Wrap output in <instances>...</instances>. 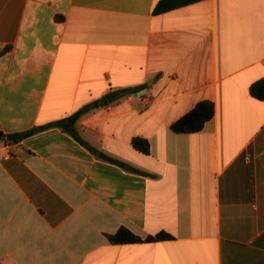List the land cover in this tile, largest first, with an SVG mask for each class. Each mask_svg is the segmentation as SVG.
<instances>
[{
    "label": "crops",
    "instance_id": "obj_1",
    "mask_svg": "<svg viewBox=\"0 0 264 264\" xmlns=\"http://www.w3.org/2000/svg\"><path fill=\"white\" fill-rule=\"evenodd\" d=\"M162 1L0 0L2 134L115 95L0 141V264H264V0Z\"/></svg>",
    "mask_w": 264,
    "mask_h": 264
},
{
    "label": "trees",
    "instance_id": "obj_2",
    "mask_svg": "<svg viewBox=\"0 0 264 264\" xmlns=\"http://www.w3.org/2000/svg\"><path fill=\"white\" fill-rule=\"evenodd\" d=\"M174 3H170V2ZM180 1V0H179ZM178 0H163L160 2L155 10L154 13H160L167 11L169 9L175 8L178 6V3H184V0H181L179 2ZM186 2V0H185ZM125 93H132L133 90H126ZM250 95L260 101H264V79H261L255 83H253L249 88ZM107 100L105 98H102L99 101L93 102L92 104L82 108L72 116L65 118L63 120H60L58 122H55L53 124H49L46 126H42L39 128H34L25 132L16 133V134H8L4 135L0 132V141H3L5 143H18L21 140L32 136L36 133H39L41 131L47 130L49 128H59L66 133L73 136L78 142L85 145L82 139L77 135L74 125L78 121V119L86 112L95 109L101 105H106ZM214 115V108L213 104L209 101H201L195 105V107L190 110L188 113L183 115L181 118H179L177 121H175L171 125V130L175 133H182V134H190V133H196L202 130L205 123L210 121ZM132 147L143 153V154H149V143L147 140L135 137L131 141ZM110 242L113 244H123V243H140L143 242L141 238L131 233L126 228H120L114 235H111L108 237ZM170 236L167 234H158L155 237H148L145 239V241H154V240H166L169 239Z\"/></svg>",
    "mask_w": 264,
    "mask_h": 264
},
{
    "label": "water",
    "instance_id": "obj_3",
    "mask_svg": "<svg viewBox=\"0 0 264 264\" xmlns=\"http://www.w3.org/2000/svg\"><path fill=\"white\" fill-rule=\"evenodd\" d=\"M105 98L108 103H111L115 99V95H108Z\"/></svg>",
    "mask_w": 264,
    "mask_h": 264
}]
</instances>
